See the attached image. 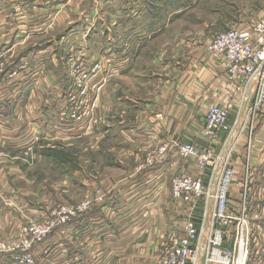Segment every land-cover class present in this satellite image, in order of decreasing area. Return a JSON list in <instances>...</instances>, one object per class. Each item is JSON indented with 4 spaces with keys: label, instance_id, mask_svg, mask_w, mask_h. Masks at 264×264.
I'll return each mask as SVG.
<instances>
[{
    "label": "crops",
    "instance_id": "0c3cea01",
    "mask_svg": "<svg viewBox=\"0 0 264 264\" xmlns=\"http://www.w3.org/2000/svg\"><path fill=\"white\" fill-rule=\"evenodd\" d=\"M61 3H0V55L9 51V70L27 67L14 81L0 78V88L6 87L9 94L0 101V237L19 239L31 221L49 217L58 205L79 203L101 187L111 191L105 203L55 231L43 248L38 246V264H158L163 246L183 234L188 220L200 232L201 251L193 264H205L215 201L202 199L197 205L177 201L171 180L178 173L199 174L194 160L181 158L177 147L200 145L208 109L231 106L214 143L220 155L217 170L210 179L208 169L204 185L211 183L213 189L228 164L235 171L230 194L238 200L242 181L248 177L249 264H264V124L257 132L253 128L257 119L258 123L264 120V113L253 115L257 84L245 87L229 82L226 63L208 54V43L220 32L213 37L202 32L195 38L173 30L152 32L150 42L135 49L129 67L110 72L118 80H106L111 75L107 74L90 83V106L84 117L75 103L78 95L65 60L71 51L81 50L93 64L100 50L92 34L76 29L61 33L64 20L53 12ZM123 3L127 24L173 23L169 16L174 12L161 0ZM80 141H89V148L96 150L103 148L101 143L112 149L114 156L108 163L112 168L101 180L86 178L81 171L72 176L62 173L55 181L34 180L33 168L44 159L47 162L41 155L45 150ZM162 146L167 154L159 163L136 173L147 152ZM27 151L29 156L24 155ZM254 182L262 184L257 191ZM226 246L232 248V243ZM0 264L15 263L0 256Z\"/></svg>",
    "mask_w": 264,
    "mask_h": 264
},
{
    "label": "built area",
    "instance_id": "2783aa9c",
    "mask_svg": "<svg viewBox=\"0 0 264 264\" xmlns=\"http://www.w3.org/2000/svg\"><path fill=\"white\" fill-rule=\"evenodd\" d=\"M2 1L4 0H0V3ZM206 49L212 59H219L226 63L229 82L241 83L245 87L251 83L257 84L253 115L264 109V20L256 22L249 30L230 28L220 32L212 38ZM8 52L0 55V78L6 77L14 81L27 70V67L20 65L17 69L9 70ZM80 55L78 52L71 51L66 58L71 86L75 90V95H78L75 103L81 106V115L85 117L90 106L88 81L90 84L100 74L104 72L109 74L116 68L113 66L119 65L118 68L123 69L129 67L132 61L128 54L127 57H115L110 54L102 60H96L91 65L94 66L93 69L89 70L83 68V62H89L85 61L84 54L82 61ZM104 65L107 67H103ZM8 95L6 87L0 88V101L5 100ZM83 96L86 97L83 98ZM230 109L231 106H211L204 119L203 142L200 145L189 143L180 144L177 147L180 157L196 161L201 172H205L208 167L213 168V173L217 170V161L220 158L214 159V143L229 119ZM165 153H167L165 148L150 153L144 164L137 167L136 173L140 174L147 168H154L157 160ZM24 155L29 156L30 153L27 151ZM234 182L235 171L228 164L222 169L213 189L211 183L207 187L204 185L201 175H177L171 180L172 197L177 201L189 204L201 198L215 201L214 226L208 247L204 252L205 264H249L252 254L248 225L250 212L248 200L251 188L247 177L242 181L241 197L235 200L230 194ZM106 199L107 195L97 191L95 197L85 199L75 205H58L49 217L31 221L22 230L19 239L4 240L0 237V256L10 257L15 264H37L34 253L35 245L43 243L53 231L66 227L73 219L86 215L95 206L104 204ZM199 237L200 232L196 224L188 220L183 234L177 237L171 245L163 246L158 264L195 263L201 251ZM228 242L232 243V248L226 246ZM43 254L49 255L45 248Z\"/></svg>",
    "mask_w": 264,
    "mask_h": 264
},
{
    "label": "rangeland",
    "instance_id": "374dc122",
    "mask_svg": "<svg viewBox=\"0 0 264 264\" xmlns=\"http://www.w3.org/2000/svg\"><path fill=\"white\" fill-rule=\"evenodd\" d=\"M61 1L63 2L61 3L62 4L61 8H58V10L53 11V12H59V17L64 20V25L61 28L62 29L61 33L63 31L64 33L71 32L73 29H76L81 34L83 32H86L89 35L92 34L91 36L92 38H94V42L96 46H98V49L96 50L97 51L100 50L101 53V54L98 53L99 51L97 52L98 55L96 59L97 61L102 60L103 58H105L107 55L110 54L114 55L115 57H119V56L127 57L128 54L129 58L132 61V59H134L135 57V49L138 51L139 45H145L151 38L149 35L152 32H156V31H164V30L165 31L167 30V32L172 30L174 32L179 31L182 33H186L188 35H192V38H195L198 36L199 33L204 32L209 37H213L216 33L227 31L228 29L235 26H238L243 30L244 29L249 30L253 27V25L256 22L260 20H264V0H161L163 4L170 6L172 11L174 12L172 16L169 13L170 21L173 23L176 22V24L172 23L171 25L170 24L149 25L146 22L142 24L133 23V25L130 23L129 24L125 23V17H124L125 15H124V11L122 10V6L124 4L123 0H61ZM49 3L50 2H47V4ZM54 5H56V3H54ZM163 11L166 10L164 8H161V12ZM152 12L156 13V15L159 14V11L155 9H153ZM145 14L146 13H144V15ZM56 17L57 15L55 14L54 18L56 19ZM55 35L56 33L53 34V36ZM164 39L165 38H162L161 40ZM163 44L164 42L162 43V45ZM129 46L132 47L131 50L129 49ZM110 48L111 50H109ZM74 51L81 54L80 58L83 61L82 59V55L84 54L83 51L81 50H74ZM104 51H107V53L109 54L106 55ZM124 52L126 53L123 54ZM67 60L68 59L66 58L65 60L66 67H67ZM85 61H86V57H85ZM87 64L89 66H87ZM93 64L83 62L84 65L83 68L91 70L94 67L91 66ZM103 67H107V66L104 65ZM113 67H119V65ZM107 74L108 72H104L100 75H107ZM109 74L111 75H107V77L105 78L106 80H112V79L114 81L118 80L116 76L112 75L113 73H109ZM89 82L90 81H88L87 86H90ZM85 97L86 96H83V98ZM253 103L255 104V100H253L251 104ZM254 104L252 109L254 108ZM261 113H264V109H262L261 111H257L256 113L257 117H259ZM257 120L253 124L254 132H257V130L260 128V125L264 124V120H261L259 123ZM89 143H90L89 141H80L74 144L70 143L71 144V145L69 144L70 146L67 145L66 143V144H60L59 147L45 150V152L42 153L41 155H43L47 159V162L44 159V161L39 165V167L33 168L32 174L34 176V180L36 179L44 180L46 178L51 181H55L60 177L62 173H64V175L72 176V173L74 171L75 172L81 171L82 173H84L83 176H85L86 174V178L89 179L92 178L95 181H99L98 179L101 180L100 178L101 175L106 174L104 172H107V170H110V168H112V166L109 165L108 163L112 161L113 159L112 156H114V153L110 152L112 149L106 147L105 146L106 144L104 143H101L103 148L100 150H96V148H89L88 145ZM162 148H165L167 150L166 146H162L158 150ZM158 150L153 152H157ZM153 152H147L145 161L148 159L150 153ZM166 154L167 153L162 155L157 160L155 166ZM214 154H215L214 159L220 156L218 153H216L215 150H214ZM194 162L197 166V169H199L196 161ZM209 168L211 169L209 176L210 179H212V176H214L215 172L213 173L212 167H208V169ZM208 169L205 172H201L199 169L200 171L199 174H195V175H186V174L178 173L175 176L201 175L202 177H205V175H207ZM253 184L255 186V191H257L262 186L261 183L254 182ZM97 191H100L101 193L108 196H109V192H111L110 190H106V189L104 190L101 187H99L93 191L92 196L87 197L85 199L95 197V193ZM202 199L204 198H201L199 200H194L192 204L197 205V203ZM72 223L73 220L67 226L71 225ZM55 231H53V233ZM48 238H46L43 241V243H45V241ZM4 240H9V239H4ZM43 243L34 246L35 256H36L35 250L37 249L38 246H41L43 248Z\"/></svg>",
    "mask_w": 264,
    "mask_h": 264
}]
</instances>
